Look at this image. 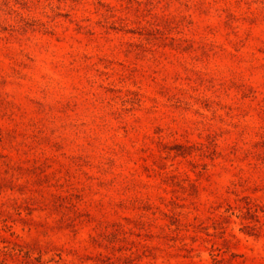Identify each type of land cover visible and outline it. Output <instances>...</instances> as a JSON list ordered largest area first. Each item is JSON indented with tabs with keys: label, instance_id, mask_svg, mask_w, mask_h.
<instances>
[{
	"label": "rangeland",
	"instance_id": "obj_1",
	"mask_svg": "<svg viewBox=\"0 0 264 264\" xmlns=\"http://www.w3.org/2000/svg\"><path fill=\"white\" fill-rule=\"evenodd\" d=\"M0 264H264V0H0Z\"/></svg>",
	"mask_w": 264,
	"mask_h": 264
}]
</instances>
